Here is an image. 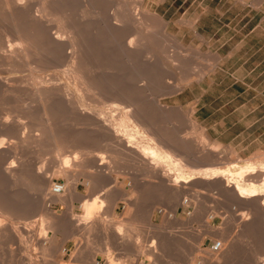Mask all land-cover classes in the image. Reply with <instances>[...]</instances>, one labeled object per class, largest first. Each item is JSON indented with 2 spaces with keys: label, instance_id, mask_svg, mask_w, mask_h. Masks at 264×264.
<instances>
[{
  "label": "rangeland",
  "instance_id": "1",
  "mask_svg": "<svg viewBox=\"0 0 264 264\" xmlns=\"http://www.w3.org/2000/svg\"><path fill=\"white\" fill-rule=\"evenodd\" d=\"M84 1L91 19L107 22V16L119 7L127 16L131 13L137 17V31L148 33L146 55L149 71L153 70L149 100L155 96L164 107H173L166 114L168 118L149 109V118L156 123L158 133L179 150L172 158L182 161L178 160V168L141 167L133 156L104 151L108 139L98 137L89 120L72 111L62 114L53 109L49 123L40 117L38 104L13 105L0 100V111L6 108L11 112L7 126L0 131V139L5 141L0 159L8 148L11 153L5 164H0V214L7 213L0 231L4 236V240L0 237V264H264V191L262 196L237 201L224 184L217 185L218 179L197 177L210 167L232 175L253 169L254 176L246 178L264 190V0H111L117 7L109 8H96ZM139 8L149 12V20L144 21L147 27L141 26L136 14ZM98 10L101 13L96 16L93 11ZM195 30L205 41L194 37ZM192 51L198 54L194 56ZM177 55L190 57L188 68L202 72L199 80L183 79L174 59ZM172 85H176L175 91H166ZM98 103L88 105L97 110L106 108ZM96 141L100 142V154L91 148H73ZM72 149L80 153L77 159L84 163L66 169L62 161L73 156ZM100 157L105 160L103 165L94 162ZM11 161L15 162L14 177L3 172ZM178 170L193 175L183 184L179 201L184 203L178 208V220L172 222L162 213L175 204L168 177L171 180ZM162 171L168 173L167 180L162 178ZM44 176L49 177L50 184L48 195L42 196L39 189ZM196 180L203 181L197 184ZM52 183L62 184L67 197L71 189L74 193L63 200L53 199ZM254 199H259L257 205L250 204ZM85 201L100 206V212L91 216L89 229L79 224ZM154 238L159 246L148 257ZM217 242L221 250L214 252L212 247Z\"/></svg>",
  "mask_w": 264,
  "mask_h": 264
},
{
  "label": "bare ground",
  "instance_id": "2",
  "mask_svg": "<svg viewBox=\"0 0 264 264\" xmlns=\"http://www.w3.org/2000/svg\"><path fill=\"white\" fill-rule=\"evenodd\" d=\"M142 1L143 0H141V2ZM84 2L86 1L84 0H0V100L3 103H8V104L13 103V105L21 104V105L31 106L32 104H38L37 107L40 105V107L42 108L40 112V117L45 121H49L50 119L52 120L53 117L52 114H55L52 113L53 109H58L59 112H62V114L66 113L67 111L71 113L72 111L77 116L88 119L90 124L92 125V130L94 129L95 130L94 132H97L98 137L102 138V136H105L108 139V143L105 146H103L104 151L108 150L111 152H117L118 155L122 154V155H128L129 157L133 156L136 159V163L140 164L141 167L147 166L149 168L150 166L155 169L159 168L160 166H168L175 168L180 167L178 163V160L180 158L177 160L176 158H172L171 156V155H176L174 152H178L179 150L177 151V149L169 143L171 140L169 142L166 141V139L163 138V134L161 136L158 133V128L156 127V125H154L156 123L151 121V119L149 118V109L157 110L158 113L157 112L156 113L160 117L168 118L167 117L168 115L166 116V114L170 110H172L173 107H169V108L164 107L160 103L159 98L155 96L152 100H149V80L153 78V74L151 73V71L153 70L149 71V56L146 55L145 39L147 38L145 37L148 33L142 34L141 32L137 31L134 26V20L137 19V17H135L131 13H129L130 15L127 16L128 14H125L123 11H120L118 9L119 7L113 6L111 0H88L89 4L91 3L95 4L96 8L97 7L102 8L103 5L108 6L106 8L117 7V9L115 10L112 8L114 11L111 13V15L107 16L108 18L107 22H102V23L97 21L96 19H91L90 14L87 10L88 7L87 8L85 7L87 5H85ZM83 3L85 6L83 5ZM139 7H142L141 3L139 4ZM104 10H100V11H104ZM93 12H95L94 14H96V16L97 14L101 13L99 12V10L98 12L97 11H93ZM137 13L142 23V24L140 23L141 26L147 27L148 25L144 21L146 19H147L146 21L149 20V12L144 8H139L138 10H136V14ZM103 16L105 15L103 14ZM111 19L113 20V22L110 21ZM191 26H194V24H192ZM103 31L105 33H103ZM193 35L194 37H196V39L200 41H205L204 35L197 32L196 30L193 31ZM192 52L194 56L198 54L197 51L196 52L192 51ZM215 58L218 59L219 56ZM174 59L177 62L176 64L178 65V67L181 69V73L184 75L183 79L189 80L191 78H195L196 80H199L201 78L202 76L201 71L198 72L197 70H189L190 68H188V66H190V62H189L190 57L188 58L185 56L177 55ZM175 86L176 85L170 86L169 88L166 89V91L168 92L175 91L176 88ZM86 100L87 101L89 100L90 102L91 101L92 102L96 101L97 103L100 102L104 106H106V108L99 110L94 109V107L91 108L88 105L90 104V102L87 103ZM32 106L34 107V105ZM28 111L30 112V110H27V112ZM191 111H188L190 115H191ZM10 113L11 112L8 111V109L6 108L4 111H0V131H3L2 129H4L7 126V119ZM23 116H25V114ZM163 124L166 123L163 122ZM157 126H158V122H157ZM160 132H162V130ZM169 138H171V136ZM35 141H37L36 138ZM4 142L5 141L3 139H0V151L1 148L3 149L4 147L3 146ZM99 143L100 142L96 141L95 143H90L84 146L75 147L74 145L73 148L74 149L79 147L81 149L91 148L90 150L94 149L97 152H99L101 150V147L98 146ZM14 145L13 146L11 145L12 146L11 148L14 149ZM9 149L10 148L6 150L5 157L2 155L3 159H0V164L1 163L5 164L7 158L11 156ZM14 150H16V148ZM182 150L185 151L186 149H182ZM71 154H73L72 157L70 158L66 157L63 161L61 159L62 166L66 169L67 167L69 168L71 164L73 166L74 165L76 166L78 164L80 165L81 163H84L83 162L84 160L78 161L77 159L76 154H80V153H77V151H73L72 149ZM78 158L80 157L78 156ZM126 158L127 157H125V159ZM191 158L194 159L193 157ZM207 160L211 164L212 160L211 161L209 159ZM207 160L206 163H208ZM104 161L105 160H103L102 157L98 158V160H94V162L98 163L97 165H103ZM202 161H204V158ZM133 162L135 163V161ZM14 163L15 162L13 161L8 163L5 169L6 171H3L5 176H8L9 174H11L12 176V173L16 170ZM23 164L24 163H22V165ZM135 166H139V165L135 164ZM246 168H250V167H246ZM175 173L176 175L170 180V177H168V173L165 174L164 171L161 172L162 178L166 180L167 177L169 178L168 182L170 181L172 185L170 194L171 196L174 197V201H175L173 208L169 210V212L165 211L162 214L163 216L164 215L167 216V218L172 222L178 220V216H177L178 208L182 207L184 203L182 200H181L182 203L179 201L180 199L179 197L183 194V184L187 183L189 180L191 181V179L187 177L193 175V174L184 175V173H182L179 170ZM254 173L255 171L253 169H249L239 172L235 175H232V174L221 173L217 169H214V167L213 168L210 167V168H205L204 171L202 170V172L198 173L197 177L199 176L200 179H205V180L206 179L215 180V182L218 179L217 185L221 186L224 184V186L227 188L226 189L227 192L233 195L231 197H236L237 198L236 200L239 201L238 199H247V198L263 195L262 193L264 190L259 189L258 187H254L253 182L249 183L251 180H249V178H246V176L249 177ZM146 176L149 175H147L146 173ZM253 176L254 175H252V177ZM256 176H258V174ZM42 178H43L42 179L43 187L40 188L39 191L42 196H45L48 195L47 186L48 184H50V182L48 176H44ZM143 180L145 181V179ZM147 181L149 180L147 179ZM198 182L199 181L194 183L197 184L201 183ZM261 186H264V183ZM50 190H49L50 197L58 201L63 200L64 198H68L71 194L74 193L73 189H71L67 197L66 194L68 192L65 193L66 190L64 189L62 184H59V188L55 189V185L54 183H52ZM222 192L224 193L226 191H222ZM193 195L194 194H192V197ZM5 200L2 201L5 202ZM86 201L82 203V209L84 214L79 224L83 226V228L89 229L90 223L92 222L91 216L95 212L98 211L100 212L99 210L100 206L98 205L96 206L95 202L93 201L92 202L91 201L86 202ZM258 202L259 199H254L253 201L251 200L250 204L253 203L254 205H257ZM7 206L8 205H6V208ZM9 207L11 208V206ZM103 208L104 206L103 207L101 206V209ZM259 210L261 211V209ZM1 213L2 214H0V231L2 232L3 230L2 228L4 227L5 224L4 222L7 219L3 215L7 213L4 211H2ZM13 215L16 214L13 213ZM120 226H124V225L121 224ZM20 228L22 227L20 226ZM119 230L118 232H120ZM1 234L0 237H2ZM3 237L2 239L4 240ZM121 239L123 240L124 238L122 237ZM154 239L150 241L149 246L147 245L150 249V253L149 250L147 252L148 257L150 256L149 254H154L157 252V247L159 245L156 246V244L158 240L156 241V239L155 240ZM212 249L214 250V252H218L221 250V245L218 244L217 242L216 245L212 247ZM15 252L17 251L15 250ZM15 252H13V254ZM16 254L17 253H15L14 255Z\"/></svg>",
  "mask_w": 264,
  "mask_h": 264
},
{
  "label": "built area",
  "instance_id": "3",
  "mask_svg": "<svg viewBox=\"0 0 264 264\" xmlns=\"http://www.w3.org/2000/svg\"><path fill=\"white\" fill-rule=\"evenodd\" d=\"M54 185H55V189H56V188H59V184L54 183ZM215 245H216V244H215Z\"/></svg>",
  "mask_w": 264,
  "mask_h": 264
}]
</instances>
